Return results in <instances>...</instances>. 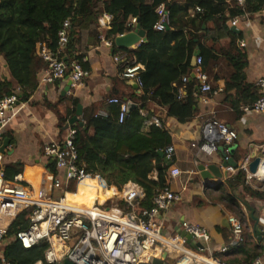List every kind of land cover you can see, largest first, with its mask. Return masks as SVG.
I'll return each mask as SVG.
<instances>
[{
	"label": "trees",
	"instance_id": "16d2710c",
	"mask_svg": "<svg viewBox=\"0 0 264 264\" xmlns=\"http://www.w3.org/2000/svg\"><path fill=\"white\" fill-rule=\"evenodd\" d=\"M161 3H165L171 11V23L165 30L154 28L158 19L156 9ZM263 6L264 0L245 2L246 9L251 13L258 12ZM197 7L201 10H197ZM104 12L113 15L106 34L114 41V54L123 57L120 60L121 67L132 61L144 65L141 71L144 82L142 100L165 107L169 114L189 120L196 113L197 85L200 84L196 77H192V58L196 47L201 51L199 56L203 58L204 66L217 58V45L228 40L229 43L220 48V53L233 66L229 85L235 87L238 93L247 87L251 88L252 84L245 82L243 75L247 65L246 54L237 43L238 33L228 23L230 17L241 14L237 1L232 6L227 0H153L150 4L146 0H0V58L7 64L11 75V79L6 76L0 78V99L10 94L16 85L24 93L22 99L30 97L38 85L37 74L44 62L38 52L39 42L46 41L55 48L58 31L66 19L70 18L72 23L67 45L69 49L73 41L78 40L76 35L83 28L95 26L98 17ZM133 16L139 18L147 38L137 47H120L116 45L115 39L118 35L134 30L135 24H129ZM209 23L210 26L203 27ZM76 61L83 63L81 56ZM184 76H188L187 81H184ZM182 89L183 97L178 99ZM252 101L233 100L234 106L239 108ZM143 106L136 103L120 122V105L109 103L105 107L107 115L96 114L94 110L86 111L83 123L76 122L72 126L77 129L75 144L88 176L99 177L108 185L119 188L130 180L137 182L145 190L142 205L149 207L153 195L166 184L165 173L169 167L164 165L161 153H165L167 146L172 143V137L163 126L155 123L149 130L143 129L149 117L142 113ZM74 111L75 107L73 110L68 109L60 117L61 123L65 124ZM158 117L162 119V116ZM22 169L20 165L14 164L7 166L4 171L6 177L11 179ZM155 170L159 171L158 179L151 177ZM228 181L232 185L243 186L239 196L241 201H232L230 206L234 210L239 208L235 210L236 216L245 222L246 212L242 202L246 201L247 196L261 198L264 192L254 189L246 181V171L242 168ZM70 189L75 190V184ZM219 189L224 190V187L219 186ZM108 191L111 194L115 192L113 189ZM121 204L125 205L123 202ZM28 224V213L24 211L9 227L8 236H13ZM231 236L232 232L229 241ZM47 247L48 242L43 241L25 248L13 239L6 244L3 253L10 264H34L44 258ZM261 254L262 246L259 243L244 239L217 257L231 264H252Z\"/></svg>",
	"mask_w": 264,
	"mask_h": 264
},
{
	"label": "built area",
	"instance_id": "2783aa9c",
	"mask_svg": "<svg viewBox=\"0 0 264 264\" xmlns=\"http://www.w3.org/2000/svg\"><path fill=\"white\" fill-rule=\"evenodd\" d=\"M241 8V14H236L228 20L230 26L235 27L241 18H248L249 11L245 7L246 0H237ZM197 10H201L197 7ZM156 12L158 19L154 24L157 30H165L171 23V11L165 3L158 5ZM264 16V6L258 11ZM113 15L104 12L102 20L104 28H108ZM138 17L130 18L129 24H136ZM71 19H66L58 31L56 47L50 46L46 41L39 42L38 52L45 62V75L43 81L53 83L65 77H69L75 86L84 84L91 76V71L79 61L69 63L63 58V53L70 41ZM101 44L112 48L114 41L107 37L106 31L99 35ZM142 43V42H141ZM139 43V45L141 44ZM241 45L245 42L241 41ZM138 45V46H139ZM122 55L114 54V60L120 63ZM142 63L132 61L123 66L122 76L134 79L144 93V82L141 71ZM193 72L199 80V89L204 92L219 93L221 87L214 88L209 75L203 68V58L197 57V65ZM188 76H184V81ZM257 85L260 95L251 103L240 106L243 113H264V75ZM22 89L20 86L8 95L0 99V157L1 139L5 128L11 119V113L15 109ZM183 97V89L177 98ZM109 103L120 105L119 121L122 122L129 111L127 100L119 97L109 98ZM107 110H101L96 114L107 115ZM152 123L162 126V119L156 117ZM77 129L70 125L60 137L50 136L44 144L43 154L46 165L37 172L35 167H30L31 176L19 172L13 178H7L4 169H0V246L2 251L11 240H18L23 247L31 248L43 241L48 242L44 258L34 264H61L66 257L75 261L76 264H148L156 256L157 247L168 251L175 256L173 264H231L221 260L217 256L205 253L211 234L206 226L183 221V229L192 234L195 242L203 244L201 247H191L187 238L181 233L165 234L162 223L156 216L162 210H167L176 201L182 199L180 191L173 190L168 183L159 189L152 197L149 207H141L134 211L136 206L141 205L145 198V191L137 183H127L122 188L108 185L99 178V185L104 189H113L115 192L102 200L96 196L91 207L80 206L75 202L68 201L69 193H76L79 184L88 178L85 164L81 162L78 148L75 144ZM238 138L237 130L229 123L221 120L216 115L208 116L203 121V134L199 142L192 145L206 154H213L223 149L224 158L231 156V146ZM175 147L168 145L165 155L172 159ZM52 161V164L50 162ZM253 158L247 157L235 168L231 165L225 167L229 179L239 168L246 171V181L259 180L264 185V172L258 173L262 162L255 171L250 170ZM182 174L177 166H172L169 176L172 178ZM76 185V190L69 188ZM98 192V191H97ZM121 201H127L128 210L120 209ZM24 211L28 213L29 224L26 228L18 230L13 236H8V230L13 221ZM231 239L220 249L225 253L233 245L244 241V222L235 214L228 216ZM261 256L256 257L252 264H263ZM2 264H10L5 257Z\"/></svg>",
	"mask_w": 264,
	"mask_h": 264
},
{
	"label": "crops",
	"instance_id": "0c3cea01",
	"mask_svg": "<svg viewBox=\"0 0 264 264\" xmlns=\"http://www.w3.org/2000/svg\"><path fill=\"white\" fill-rule=\"evenodd\" d=\"M152 1L146 0V3L150 4ZM236 1L227 0L232 6ZM193 11L194 9L191 10ZM102 15L98 17L95 26L83 28L76 35L78 40L73 41L71 48H67L63 53V58L69 63L76 61L78 56L82 57L86 68L91 71V76L84 84L75 86L68 76L53 83L43 81L46 66L43 62L37 74L38 85L34 92L28 99H22L21 96L24 93H20V99L11 113V119L1 139L0 169L5 170L7 166L17 164L23 168L25 175L31 176L30 167H35L37 172L41 171L47 161L43 154L44 144L50 136L60 137L68 128L66 125L69 119L65 124L60 121V117L64 116L68 109L73 110L75 107L72 117L76 114L78 105L81 104L82 113L79 117L82 121L86 111L94 110L98 113L106 110L105 107L109 104L108 100L111 97L143 104L142 113L149 115L143 129L149 130L153 119L162 116V126L171 134L172 143L170 145H174L175 150L172 159L164 155V165L169 167L165 173L166 183L182 194L181 200L176 201L167 210L160 211L156 219L162 223L165 234L181 233L184 230L183 221L206 226L211 238L207 243L208 249L205 253L219 256L222 253L221 247L229 242L231 233L230 227L224 225L223 219L233 214L230 203L241 201L239 196L243 192V186L230 184L228 181L230 178L221 180L214 177L205 180L201 175L199 165H221L225 160L223 149L209 155L199 151L192 144L202 139L204 119L216 115L232 125L238 132V138L231 146V156L238 161L239 165L247 157L251 158L254 151L261 157L264 155V113H243L238 106H234L233 102L236 98L254 101L260 95L257 81L264 75V16L260 12H250L248 18L242 17L235 26L238 30L237 43L246 54L247 60L243 75L245 82L252 84L251 88L247 87L242 93H238L235 87L229 85L233 66L229 59L220 53V48L227 45L229 41H221L217 45V58L211 59L203 68L208 73L212 86L215 89L221 87L223 90L219 93H204L197 85L196 113L188 120L169 114L165 107L153 101L142 100V89L131 85L128 82L129 79L122 76L123 67L114 60V51L101 44L98 36L102 31L107 30L104 28ZM210 25L211 23L204 24L203 27ZM141 27L145 30L142 24ZM146 38L147 32L145 40ZM143 41L131 47H137ZM241 41L245 44L241 45ZM0 62V78L6 76L11 79L7 64L1 58ZM74 101H77V104H74ZM172 166L179 167L182 174L175 178L170 177L169 170ZM222 170L224 171L225 167H222ZM158 176L159 171H153L151 177L158 179ZM31 177L36 178V176ZM98 179L96 177L86 178L79 184L77 192L69 193L68 198L92 203L96 196L102 197L103 200L112 195L107 189L100 187ZM131 182L137 183L133 180L127 183ZM249 184L254 189L264 192L262 181L253 180ZM219 186L224 187V190H220ZM142 201L140 206L134 208V211L144 206ZM246 201L255 209V214L259 218V231H255V221L250 217V207L242 202L243 210L246 212L244 236L247 241L259 243L262 246L261 257L264 260V196L261 198L247 196ZM163 251L157 247L156 256H161ZM3 256L4 253L0 249V264H2ZM174 261V255L169 254L167 262L173 264Z\"/></svg>",
	"mask_w": 264,
	"mask_h": 264
},
{
	"label": "water",
	"instance_id": "95a60500",
	"mask_svg": "<svg viewBox=\"0 0 264 264\" xmlns=\"http://www.w3.org/2000/svg\"><path fill=\"white\" fill-rule=\"evenodd\" d=\"M233 29L236 32H238V30L235 27H233ZM145 37H146V31L141 27V24L138 22L134 30H132V31H130L128 33H124V34L118 35L116 37V39H115V43H116V45H118L120 47H131V46L135 45L136 43H138L139 41L145 40ZM200 52L201 51H200V49L198 47L194 51V55H193V58H192V65L194 67L197 65V57L199 56ZM192 77H195V73L194 72H192ZM128 82L131 85H133V86H135L137 88L139 87L138 83L134 79H129ZM135 105H136L135 102H130V101L128 102L129 109L132 106H135ZM81 109H82V105L79 104L78 108H77V111H76V114L73 115L69 119V122L67 123L66 127H69L70 125H73L76 122H80L81 124L83 123L80 120V117H79L81 115V113H82ZM3 150H4V147H3ZM161 154H162V156L165 155V153H163V152ZM251 158H253V161L250 163L249 167H250L251 171H255L258 168V166L261 164L262 157L257 155L256 151H254L251 154ZM50 164H52V161L50 162ZM229 165H231V166H233L235 168H238L239 163H238V161L235 160V158L233 156H230L228 159H225L221 165H217V164L204 165V164H201V165H199V169L201 171L202 177L205 180H208V179L214 178V177H218L221 180H223L224 177L227 175V172L225 173L222 170V167H227ZM207 186H211V184H207ZM245 204L248 207H250V209H251L250 217L252 219H254V221H255V224H254L255 231L258 232L259 231V228H258L259 227V225H258L259 218L255 214V209L250 206L248 201H245ZM223 223L227 227H230V224L228 222V216H226L223 219ZM181 234L184 235L187 238L188 243L191 244L192 246H194L196 248L203 246L202 243L195 242L194 237H193L192 234H190V233H188V232H186L184 230L181 231ZM168 255H169L168 251L164 250L162 252L161 256L154 257L152 259L151 263H148V264H172V263H168L167 262ZM61 264H76V263H75V261L73 259H71L69 257H66Z\"/></svg>",
	"mask_w": 264,
	"mask_h": 264
},
{
	"label": "bare ground",
	"instance_id": "6f19581e",
	"mask_svg": "<svg viewBox=\"0 0 264 264\" xmlns=\"http://www.w3.org/2000/svg\"><path fill=\"white\" fill-rule=\"evenodd\" d=\"M264 172V162H262L261 167L258 170V173H263ZM68 201L70 202H75L80 206H84V207H91L94 203V201L92 203H89L87 201H78V200H71L68 198ZM125 203V205H122L121 203ZM121 203L119 204L120 209H122L123 211H127L128 210V204L127 201H121Z\"/></svg>",
	"mask_w": 264,
	"mask_h": 264
},
{
	"label": "rangeland",
	"instance_id": "374dc122",
	"mask_svg": "<svg viewBox=\"0 0 264 264\" xmlns=\"http://www.w3.org/2000/svg\"><path fill=\"white\" fill-rule=\"evenodd\" d=\"M178 1H180V2H182V1H184V0H178ZM0 65H1V62H0ZM0 69H1V66H0ZM233 210V214H235V215H237L236 213H235V210H239V208H236L235 210L234 209H232ZM0 249L2 250V247L0 246ZM175 257V256H174Z\"/></svg>",
	"mask_w": 264,
	"mask_h": 264
}]
</instances>
